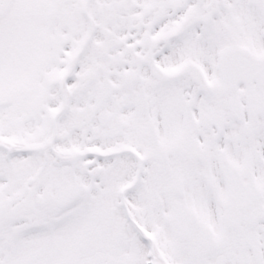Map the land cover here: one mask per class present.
<instances>
[{
  "label": "snow or ice",
  "instance_id": "6c2138e0",
  "mask_svg": "<svg viewBox=\"0 0 264 264\" xmlns=\"http://www.w3.org/2000/svg\"><path fill=\"white\" fill-rule=\"evenodd\" d=\"M0 264H264V0H0Z\"/></svg>",
  "mask_w": 264,
  "mask_h": 264
}]
</instances>
